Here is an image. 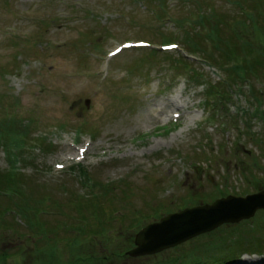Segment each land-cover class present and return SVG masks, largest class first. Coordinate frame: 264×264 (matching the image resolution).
I'll return each mask as SVG.
<instances>
[{"label": "rangeland", "instance_id": "374dc122", "mask_svg": "<svg viewBox=\"0 0 264 264\" xmlns=\"http://www.w3.org/2000/svg\"><path fill=\"white\" fill-rule=\"evenodd\" d=\"M262 42L264 0H0V264H210L235 238L232 264H264L262 211L129 255L168 214L264 190Z\"/></svg>", "mask_w": 264, "mask_h": 264}, {"label": "water", "instance_id": "95a60500", "mask_svg": "<svg viewBox=\"0 0 264 264\" xmlns=\"http://www.w3.org/2000/svg\"><path fill=\"white\" fill-rule=\"evenodd\" d=\"M264 209V192L246 198L228 197L214 204L186 209L141 231L136 238L133 256L155 254L176 246L225 223H237Z\"/></svg>", "mask_w": 264, "mask_h": 264}, {"label": "trees", "instance_id": "16d2710c", "mask_svg": "<svg viewBox=\"0 0 264 264\" xmlns=\"http://www.w3.org/2000/svg\"><path fill=\"white\" fill-rule=\"evenodd\" d=\"M220 48L223 49V47H220ZM23 207H24V209L27 208L26 203L23 205ZM22 210H23V208H22ZM22 214H24V213H22Z\"/></svg>", "mask_w": 264, "mask_h": 264}, {"label": "bare ground", "instance_id": "6f19581e", "mask_svg": "<svg viewBox=\"0 0 264 264\" xmlns=\"http://www.w3.org/2000/svg\"><path fill=\"white\" fill-rule=\"evenodd\" d=\"M245 264H250V263H245ZM252 264H255V263H252Z\"/></svg>", "mask_w": 264, "mask_h": 264}]
</instances>
